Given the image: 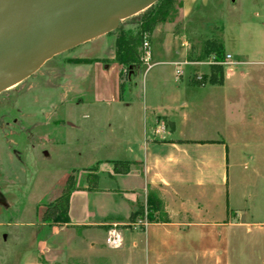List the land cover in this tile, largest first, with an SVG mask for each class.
<instances>
[{
    "label": "crops",
    "instance_id": "0c3cea01",
    "mask_svg": "<svg viewBox=\"0 0 264 264\" xmlns=\"http://www.w3.org/2000/svg\"><path fill=\"white\" fill-rule=\"evenodd\" d=\"M210 1L182 0L179 24L157 27L149 63L125 80L108 65V160L96 183L90 169L78 173L70 222L44 226L20 264H264V0H216L236 17L222 77L189 55L197 5ZM116 161L129 172L116 174ZM150 194L161 220L125 226Z\"/></svg>",
    "mask_w": 264,
    "mask_h": 264
},
{
    "label": "rangeland",
    "instance_id": "374dc122",
    "mask_svg": "<svg viewBox=\"0 0 264 264\" xmlns=\"http://www.w3.org/2000/svg\"><path fill=\"white\" fill-rule=\"evenodd\" d=\"M227 5L220 6L216 0L198 4L189 28L190 33L201 36L191 42L189 55L224 69L232 65L231 59L225 54L219 60L215 51L224 39L225 51L230 53L236 41V17L230 2ZM180 11L177 5L168 22L179 24ZM143 13L122 22L110 34L54 57L33 76L0 94V192L6 200L5 205L0 204V253L5 257L0 263L20 264L23 254L35 251L45 235V218L57 207L69 181L76 177L77 185L78 173L108 160L105 97L108 84L112 87L111 77L113 82L117 80L116 72L108 80V65L117 61L123 33L135 32ZM152 34L144 40L142 62L146 44L151 51ZM122 67L125 80L132 67ZM147 67L140 70L141 76ZM139 86L136 94L140 95ZM136 212L125 226L136 227L139 221L148 220L147 201L138 204Z\"/></svg>",
    "mask_w": 264,
    "mask_h": 264
},
{
    "label": "water",
    "instance_id": "95a60500",
    "mask_svg": "<svg viewBox=\"0 0 264 264\" xmlns=\"http://www.w3.org/2000/svg\"><path fill=\"white\" fill-rule=\"evenodd\" d=\"M158 0H0V94ZM0 204L6 200L0 192Z\"/></svg>",
    "mask_w": 264,
    "mask_h": 264
},
{
    "label": "trees",
    "instance_id": "16d2710c",
    "mask_svg": "<svg viewBox=\"0 0 264 264\" xmlns=\"http://www.w3.org/2000/svg\"><path fill=\"white\" fill-rule=\"evenodd\" d=\"M177 5L179 7H182V0H158L155 5L146 10V12H144L141 17L140 22H138L139 25L135 29L136 31L134 32V30L131 29L127 33H123L122 37L119 39V49L116 56L117 62L125 67L142 65V48L145 38L152 34L158 24L166 23L169 19H171V16L174 14ZM220 44L221 47L219 48V50L214 51L217 54L219 60H222L224 59L225 52L222 42H220ZM223 72L224 68L221 66L217 65L212 67V75L214 76L218 75L222 77L224 74ZM212 83L217 82L213 81ZM218 83H221V81ZM113 165L116 174H126L129 172L132 163L126 161H116L113 162ZM98 167L99 164L89 171H91L92 174H95L98 172ZM94 177L95 179L93 182L96 183L98 180V176L95 174ZM76 180V177H73L69 181V183L67 184L68 187L65 189L63 196L56 202L57 207L49 211L44 221L47 225L52 226L58 224H68L70 222L68 216L69 201L72 191L76 189ZM60 201L64 203L62 207H59L58 202ZM147 205L148 220L150 222H157L161 220V218H159V215L163 211L161 200L155 194H150L148 197ZM56 214H58V216H56ZM137 214L138 212L132 215L133 219Z\"/></svg>",
    "mask_w": 264,
    "mask_h": 264
},
{
    "label": "built area",
    "instance_id": "2783aa9c",
    "mask_svg": "<svg viewBox=\"0 0 264 264\" xmlns=\"http://www.w3.org/2000/svg\"><path fill=\"white\" fill-rule=\"evenodd\" d=\"M145 48H146V50H147L145 61H146L147 63H149L150 56H151V55H150L151 51H150V48H149V45H148V44H146ZM227 59H231V56H230V55H227ZM149 223H150V221H148L147 218H146V219H144V220L139 221V222L136 224V227H137V228H144V227H145L147 224H149ZM118 240H119L118 236H117L116 234H112V235L107 239V242H108V244H109L110 246L117 247V246L119 245Z\"/></svg>",
    "mask_w": 264,
    "mask_h": 264
}]
</instances>
